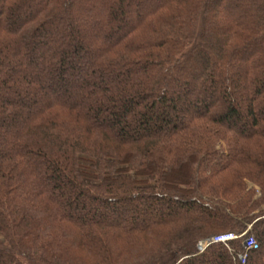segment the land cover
Masks as SVG:
<instances>
[{
	"label": "trees",
	"instance_id": "16d2710c",
	"mask_svg": "<svg viewBox=\"0 0 264 264\" xmlns=\"http://www.w3.org/2000/svg\"><path fill=\"white\" fill-rule=\"evenodd\" d=\"M251 184V185H250ZM264 264V0H0V264Z\"/></svg>",
	"mask_w": 264,
	"mask_h": 264
},
{
	"label": "built area",
	"instance_id": "2783aa9c",
	"mask_svg": "<svg viewBox=\"0 0 264 264\" xmlns=\"http://www.w3.org/2000/svg\"><path fill=\"white\" fill-rule=\"evenodd\" d=\"M249 229H250V225H248L246 230H244L241 233H236L231 231L223 232L201 239L196 244L197 253L198 254L202 253L203 251L206 250L207 247L216 243H221L229 250H231L229 244L230 241L242 238V242H241L242 251L238 252L236 255L239 264H244L247 258L248 251L256 246V240L253 234L248 233Z\"/></svg>",
	"mask_w": 264,
	"mask_h": 264
},
{
	"label": "rangeland",
	"instance_id": "374dc122",
	"mask_svg": "<svg viewBox=\"0 0 264 264\" xmlns=\"http://www.w3.org/2000/svg\"><path fill=\"white\" fill-rule=\"evenodd\" d=\"M251 185V184H250Z\"/></svg>",
	"mask_w": 264,
	"mask_h": 264
}]
</instances>
